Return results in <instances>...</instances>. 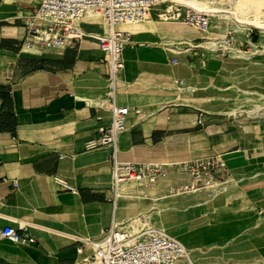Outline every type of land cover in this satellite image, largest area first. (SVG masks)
Segmentation results:
<instances>
[{"label": "crops", "instance_id": "1", "mask_svg": "<svg viewBox=\"0 0 264 264\" xmlns=\"http://www.w3.org/2000/svg\"><path fill=\"white\" fill-rule=\"evenodd\" d=\"M38 3L0 0V229L24 222L22 232L34 238L32 243L0 238V264H74L82 255L71 235L95 237L111 224H122L123 211L128 220L140 214L147 226L151 213L159 211L162 225L174 237L184 235L178 240L187 247L198 225L193 214H184L203 204L208 221L221 216L227 224L223 240L237 235V247L245 246L231 264H264V120L238 115L229 121L207 107L202 114L199 106L183 103L179 92L228 90L230 79L240 75L227 73L241 61L228 60L224 52L215 57L200 44L176 55L171 50L177 47L164 44L152 26L142 41L130 40L114 83L115 103L129 109L118 136V159L178 162L216 155L229 174L219 189L178 195L169 188L184 183V175L126 182L120 189L125 195L113 200L108 149L84 147L96 127L110 121L109 109L101 105L107 90L104 53L89 36L64 48H22V18ZM100 22L86 18L80 26L85 33H100ZM209 78L217 80L215 85L200 83ZM184 82L195 85L181 87ZM173 199L196 201L156 206ZM187 249V263L197 264L198 248Z\"/></svg>", "mask_w": 264, "mask_h": 264}, {"label": "built area", "instance_id": "2", "mask_svg": "<svg viewBox=\"0 0 264 264\" xmlns=\"http://www.w3.org/2000/svg\"><path fill=\"white\" fill-rule=\"evenodd\" d=\"M163 1L39 0L22 18L25 28L22 48L37 51L64 48L68 43H77L89 36L97 41L99 49L104 53L100 62L104 61L107 66V90L101 105L109 109L110 121L97 126L84 147L87 150L108 149L113 200L118 197L121 186L126 182L155 183L169 175H184V183L169 188L170 194L178 195L221 187L229 174L222 159L216 155L178 162H134L118 159V136L126 128L129 109L115 103L114 83L123 68L122 51L130 43L129 32L120 29L118 25L152 18ZM155 15L159 17L158 14ZM171 15L173 18H182L201 31L210 26L207 15L189 9L175 11ZM93 17L100 19L102 32L85 33L80 23L83 19ZM228 42L227 39L225 43ZM143 228L133 231L122 224H111L95 237L71 235V239L78 243L76 253L82 255L74 264H184L187 251L178 239ZM23 230H26L24 222H20L17 227L4 226L0 229V238L15 243H32V235L23 233ZM86 249L88 252H85Z\"/></svg>", "mask_w": 264, "mask_h": 264}, {"label": "rangeland", "instance_id": "3", "mask_svg": "<svg viewBox=\"0 0 264 264\" xmlns=\"http://www.w3.org/2000/svg\"><path fill=\"white\" fill-rule=\"evenodd\" d=\"M165 6H166V2L164 0L163 4L160 5L159 9L155 12V14H159L163 12L162 10L166 8ZM179 9L182 10L184 8L179 6ZM155 14L152 15V18L148 20H152L153 18H158L157 15ZM178 20L182 21L183 19L178 18ZM139 24L140 22L134 23L132 25L124 26V29H126L125 31H128L131 34L132 37L130 38V40L132 41H142L143 39H145L144 37L147 36V35L144 36V33L146 34L148 33L147 31L148 26H146V24L140 26ZM156 24L159 29L158 32L161 35V39L165 41L164 44L177 48H185L186 46H188V43L186 42L185 39L176 38L175 36L176 32L165 29L163 25L160 24L159 22H157ZM207 29H208L207 32L197 31L200 32L199 35L203 37H199V38L197 37L196 41L204 42L207 41L208 39H210L209 41H211L212 38L213 39L212 41L216 42L215 46L212 47L210 50V53L213 56L218 57L223 53L222 46L220 47V44L224 43L223 42L224 38H226V40L227 39L229 40L228 42L229 44H233L235 48L241 50L242 52L249 54L254 51V55L252 56V58L253 59L257 58L259 60L257 61V59L256 60L254 59L255 61L258 62V65L251 66L250 59L247 60L241 59L239 61H241L242 66L237 67L233 71L227 73L232 78L233 76L240 75L236 79L234 78L230 79V82L233 83V86H235L236 88L231 86L228 90L219 91L216 88H212L211 86H209L208 90L210 89V87L213 90L208 91L207 94H206L207 90L194 91V92L179 91L180 93H182L181 94L182 102L188 103V101H190L192 102L193 105L199 106L201 109L199 110V112L201 111L202 114H205L203 112H205V109L207 107L206 110H209L210 111L209 113H213L215 115L214 117L225 118L229 121L235 119V117H237L238 115H242V116L244 115L245 117H247L249 121H255L259 118L264 120V47H261L264 46V37H262L264 36V33H261L258 29L254 27H249L243 30V32L239 36H237L231 29V23L225 24L223 22H216L214 20L210 21V26ZM227 33L229 34L227 35ZM250 42H254L257 45L256 49L253 48ZM259 43H261V45ZM188 53H191V51L188 50ZM223 54L226 55L224 57H227L226 53ZM190 55L191 54H189L188 57H190ZM202 58H204V56H202ZM172 61H175V59H172ZM196 66L198 67L199 65L196 64ZM200 81H201L200 83L204 84V86H207L208 84L215 85L214 83L217 80H213L209 78L207 80H200ZM194 85L195 84L184 82L180 86L187 87ZM209 95L213 97V98L211 97L212 98L211 100H207V97ZM182 110H183L182 112L187 111L186 109H182ZM133 187L138 188L141 186L139 184H134ZM215 188L219 189L220 187H215ZM209 193L200 197L198 201L204 202L208 198ZM191 201H196V199H192ZM191 201L189 199H186V201L177 202L176 200L173 199L171 202H167L166 204H158L156 206H161V205L180 206L182 204L190 203ZM123 202L124 204H126L127 199L124 200ZM208 211L209 210L205 207V204H203L201 205V207H199L196 210L190 211L189 209L186 212L188 213V215L184 214V216L186 217H189V215L193 214L191 217L193 219L195 218V222H196L195 225H198V226H194L197 227L196 229H198L197 233L194 232L195 235L194 233L191 234V237L188 239L190 241L185 242V244H187V247H185L186 251H188L187 249L188 246L189 247L195 246L196 248H198L199 252L196 253L197 255L195 254L196 255L195 258H197L196 260L197 264H231L232 262H235L236 259L241 258V255H239L238 251L244 249L245 246L237 247V243L239 242L237 235H235V237L233 238L234 240L232 239V241L223 240V238L226 239L228 235L227 224L226 226L224 225L223 223L224 219L221 218V216L217 217V219L214 220L215 223L212 220L211 222L208 221V219L206 218ZM122 214H123L122 219L120 221L122 222V225L127 226L133 230L132 226L128 222L129 216L127 211H123ZM185 219L186 218L184 217L182 221H184ZM149 220H150V225L147 226V223L143 221L142 223L139 224V227L141 228L150 227L151 229L159 232L161 230L166 235L169 236L171 235V237L174 236L175 233L172 231V229L162 225L164 223L162 222L163 220L161 217V213H159V211L157 212L153 211L149 217ZM176 237H175L176 239L178 238L181 239L182 237H184V235L178 234L176 235ZM197 237H199V239ZM184 264H187L186 259L184 260Z\"/></svg>", "mask_w": 264, "mask_h": 264}, {"label": "bare ground", "instance_id": "4", "mask_svg": "<svg viewBox=\"0 0 264 264\" xmlns=\"http://www.w3.org/2000/svg\"><path fill=\"white\" fill-rule=\"evenodd\" d=\"M165 2H166V6H165L166 8L164 10H162L163 12L158 14L159 15L158 18H153L152 20L141 21L139 25L141 26L143 24H146V26H148V27L152 26L155 28V30H159L157 27V24H156L157 22H159L160 24L163 25V27L165 29L176 32L175 36L177 39L178 38L179 39H185L186 42L188 43V46H186L185 48H182V50H179V48H173L171 50L176 55L183 54L186 51H188V49L193 47L194 45H199V44L203 45L205 47V49H209V51H210L211 48L214 47L216 44V42L212 41L213 40L212 38H211V41H209L210 39H208L207 41H204V42L203 41H196L195 38L203 37V36L199 35L200 32H197V31H201V30H198V29L190 26L189 24H187L183 20L181 21V20H178V18L172 17L171 14L175 13L174 11L180 10L179 6H181L184 9H189V10H192V11L197 12V13H203L209 17L210 21L214 20L216 22H223L225 24L231 23V29L235 33V35H237V36H239L243 32V30H245L246 28H249V27H254V28L258 29L261 33H264V0H165ZM168 15H171V16L169 17ZM93 19L100 20L98 17L93 18ZM150 22H153L152 25L148 24ZM132 24H134V23H131V22L130 23H123V24H120L119 26L122 27V26L132 25ZM211 29H213V28H211ZM195 30H196V33H195ZM207 31H208V29H206L205 31H201V32H207ZM210 32H212V31H210ZM222 37H224V36H222ZM262 37H264V36H262ZM223 42L224 43L220 44V47L222 46L223 52L227 54L228 60H230V61H237L238 60L239 61L241 59H245V60L250 59V65L251 66L258 65L257 61H259V60L257 58H254L255 60L257 59V61H255L252 58V56L254 55V51L249 53V54L242 52L241 50L235 48L233 44H229V43L226 44L225 43L226 38H224ZM250 43L253 46V48L256 49L257 45L254 42H250ZM259 44L261 45V43H259ZM261 47H264V46H261ZM148 56H150V55H148ZM212 57L213 56H211V58ZM181 62L178 61L176 64H178V63L180 64ZM180 70H181V68H180ZM180 73H183V72H180ZM233 87H235V86H233ZM131 185H134V184H131ZM119 192H120V193H118L119 197H122L123 195H125L121 191H119ZM157 210H159V209H157ZM143 220H145V219H143L142 216L140 214H138V215L130 218L128 220V222L132 226L133 231H139V229H140L139 224L142 223ZM115 225H117V224H115ZM146 229H151V228L147 227ZM162 232L163 231L160 230L159 233H162ZM163 234H165V233L163 232ZM185 257H186V261H187V255ZM187 264H191V263L189 262Z\"/></svg>", "mask_w": 264, "mask_h": 264}]
</instances>
